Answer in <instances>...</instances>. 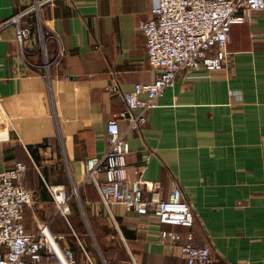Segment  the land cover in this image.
Returning <instances> with one entry per match:
<instances>
[{
	"label": "crops",
	"instance_id": "crops-1",
	"mask_svg": "<svg viewBox=\"0 0 264 264\" xmlns=\"http://www.w3.org/2000/svg\"><path fill=\"white\" fill-rule=\"evenodd\" d=\"M40 1L0 0V23L30 11L23 21L33 26L24 49L11 24L0 41V106L10 122L0 170L27 165L23 182L34 201L24 210L26 233L47 225L64 237L73 264H106L108 246L118 250L115 264H185L190 232L192 245L209 246L220 264H264V12L232 26L222 70L181 72L143 131L126 137L129 180L161 182L163 198L172 177L179 181L194 216L184 228L121 204L108 209L97 187L82 183L85 159L109 146L107 122L127 129L123 94L161 74L138 26L152 0H56L33 10ZM49 186L70 195L67 217ZM165 228L181 240L163 244ZM43 264L57 260L46 255Z\"/></svg>",
	"mask_w": 264,
	"mask_h": 264
},
{
	"label": "built area",
	"instance_id": "built-area-1",
	"mask_svg": "<svg viewBox=\"0 0 264 264\" xmlns=\"http://www.w3.org/2000/svg\"><path fill=\"white\" fill-rule=\"evenodd\" d=\"M55 1L37 2L33 10ZM28 12L0 23V41L2 28L11 24L16 29L18 46L24 49L33 36V26L23 21ZM259 12H264V0H152L150 16L140 20L138 26L147 42V58L152 66L162 69L161 74L153 82L137 83L133 90L123 94L129 111L127 129L122 131L117 120H109L107 150L84 161L82 183L94 184L108 209L121 204L141 215L153 213L162 225L193 226V213L176 178L172 177L171 190L164 198L161 182L141 177L128 179L126 157L130 145L126 137L129 132L143 131L149 113L157 107L164 92L175 86L181 72L222 70L228 62L226 49L232 26L244 24ZM41 26L37 24L39 34L43 35ZM60 55L61 51L57 59ZM26 171L27 165L19 161L10 169L0 170V264H43L45 254L55 258L57 264H73L72 250L64 237L52 233L47 225L36 233H26L23 214L34 201L33 192L23 182ZM49 189L57 212L67 217L70 195L61 186H49ZM160 238L163 244L181 240L179 234L166 228ZM192 238L190 232L181 244V259L185 264H220L209 246L196 247L191 243Z\"/></svg>",
	"mask_w": 264,
	"mask_h": 264
},
{
	"label": "trees",
	"instance_id": "trees-1",
	"mask_svg": "<svg viewBox=\"0 0 264 264\" xmlns=\"http://www.w3.org/2000/svg\"><path fill=\"white\" fill-rule=\"evenodd\" d=\"M236 25V24H235ZM35 29V28H34ZM52 67L53 66H50V71H51V69H52ZM87 159V158H86ZM85 159V160H86ZM86 248V247H85ZM102 248V247H101ZM87 249V251H88V248H86ZM81 251H82V253L84 254V252H83V249L81 248ZM117 248L116 247H111V246H108V247H106V248H102V253H103V257H104V259H105V262H106V264H115V256H116V253H117ZM46 255H48V254H45L44 255V258H45V256ZM49 256V255H48ZM43 262H44V259H43ZM94 264H102V262H100V261H98V262H96V263H94Z\"/></svg>",
	"mask_w": 264,
	"mask_h": 264
},
{
	"label": "bare ground",
	"instance_id": "bare-ground-1",
	"mask_svg": "<svg viewBox=\"0 0 264 264\" xmlns=\"http://www.w3.org/2000/svg\"><path fill=\"white\" fill-rule=\"evenodd\" d=\"M0 123H5V126L2 127V129L0 130V138H2L4 135L7 134V130L9 128L10 122L8 121L6 114H4L1 106H0Z\"/></svg>",
	"mask_w": 264,
	"mask_h": 264
},
{
	"label": "rangeland",
	"instance_id": "rangeland-1",
	"mask_svg": "<svg viewBox=\"0 0 264 264\" xmlns=\"http://www.w3.org/2000/svg\"><path fill=\"white\" fill-rule=\"evenodd\" d=\"M86 247V246H85ZM87 248V247H86Z\"/></svg>",
	"mask_w": 264,
	"mask_h": 264
}]
</instances>
